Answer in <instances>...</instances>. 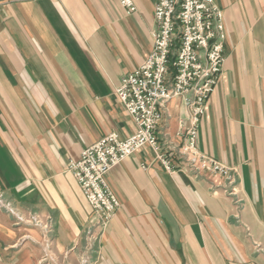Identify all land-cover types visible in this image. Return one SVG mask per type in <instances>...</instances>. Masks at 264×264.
<instances>
[{
	"label": "crops",
	"instance_id": "crops-1",
	"mask_svg": "<svg viewBox=\"0 0 264 264\" xmlns=\"http://www.w3.org/2000/svg\"><path fill=\"white\" fill-rule=\"evenodd\" d=\"M133 2L0 0V264H264V0H216L225 61L198 141L231 183L144 147L109 172L121 206L102 226L69 169L136 130L116 89L153 48L157 0ZM163 111L181 142L182 99Z\"/></svg>",
	"mask_w": 264,
	"mask_h": 264
},
{
	"label": "built area",
	"instance_id": "built-area-1",
	"mask_svg": "<svg viewBox=\"0 0 264 264\" xmlns=\"http://www.w3.org/2000/svg\"><path fill=\"white\" fill-rule=\"evenodd\" d=\"M130 11L133 0H120ZM153 48L143 64L122 78L116 93L133 118L136 130L126 138L110 132L70 160L96 220L105 226L121 201L108 181L111 169L126 157L150 147L165 169L178 170L175 158L200 174L232 177L233 169L199 148V128L209 97L223 71L226 27L216 0H157ZM182 99L186 117L180 121L179 143L158 132L163 110L173 98ZM232 193V192H231Z\"/></svg>",
	"mask_w": 264,
	"mask_h": 264
},
{
	"label": "rangeland",
	"instance_id": "rangeland-1",
	"mask_svg": "<svg viewBox=\"0 0 264 264\" xmlns=\"http://www.w3.org/2000/svg\"><path fill=\"white\" fill-rule=\"evenodd\" d=\"M223 177H225L226 179H228L229 180V183H231V181L233 179V172H232V177L231 178H228L226 176H223ZM234 191H235L234 190V186L232 185V187L228 190V192L231 193V192H234ZM234 194H236V192H234ZM236 201H238V200H236Z\"/></svg>",
	"mask_w": 264,
	"mask_h": 264
}]
</instances>
